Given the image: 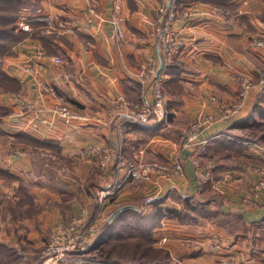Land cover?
Listing matches in <instances>:
<instances>
[{
	"label": "crops",
	"instance_id": "obj_1",
	"mask_svg": "<svg viewBox=\"0 0 264 264\" xmlns=\"http://www.w3.org/2000/svg\"><path fill=\"white\" fill-rule=\"evenodd\" d=\"M94 1L96 16L90 13L89 0H17L27 9L23 14L37 16L40 21L43 17L64 21L67 29L41 36L39 30L44 32L46 22L35 21L30 31L14 28L19 34L15 41L0 37V45L7 47L0 53V66L6 73L0 106L9 111L0 123V169L16 178L0 175V195L18 187L20 180L28 184L27 194L5 203L9 205L5 208L0 205V243L18 250L23 247L20 263L27 264L29 259L34 264L37 257L33 250L45 245L47 233L51 235L80 212L83 198L90 201L94 212L99 208L102 216L107 212L108 218L125 205L138 207L125 211L150 212L153 202L162 198L161 204L172 212L164 210L166 215L152 238L155 246L166 238L163 243L174 264H221L230 254H241L246 264H264V241L259 249L254 233L260 232L253 228L264 219V191L260 206L244 204L260 178L257 167L264 168V136L254 137V128L264 125V110L260 111L264 108V47L249 44L264 34V0ZM163 3L178 5L180 17L174 29L185 41L170 71L162 69L165 114L155 117L149 126L132 123L122 138L116 132L120 121L117 99L152 102L144 66L148 59H154L159 70L162 66L152 30ZM1 8L0 13L3 9L17 11L13 3ZM117 16L125 27L122 42L114 32ZM56 56L64 62H55L52 58ZM28 62L42 65L37 76L24 70ZM241 76L251 78L254 86L242 99L239 113L226 117L225 107L239 99ZM38 78L56 93L43 91ZM61 97L71 101L79 118L71 122L56 113ZM205 113L216 119L206 125L192 147H184L190 124ZM21 132L53 141L56 150L41 147L37 152H53L59 160L50 166L40 155L10 154L6 140L16 141L12 135ZM205 140L204 152L198 156L195 149ZM96 143L131 160L170 166L181 160L183 172L171 179L154 175L127 184L116 197L104 196L118 175L114 162L108 171L99 170V155L89 150ZM196 158L215 165L212 181L203 191L197 181ZM69 165L72 173L64 170L71 168ZM149 195L154 197L151 203L146 201ZM200 206L207 211L204 216L196 210ZM133 216L128 217L130 224L137 218ZM215 239L223 243L218 255L208 250Z\"/></svg>",
	"mask_w": 264,
	"mask_h": 264
},
{
	"label": "built area",
	"instance_id": "obj_2",
	"mask_svg": "<svg viewBox=\"0 0 264 264\" xmlns=\"http://www.w3.org/2000/svg\"><path fill=\"white\" fill-rule=\"evenodd\" d=\"M89 10L94 16L98 15V7L94 0H89ZM219 11L223 12L222 9ZM226 11H224V14ZM188 15V14H187ZM180 17V11L176 3H171L167 6V3L161 4L157 9L156 18L153 24L152 33L157 40L159 52H160V64L164 69V64L171 63L175 57H178L185 46L184 39L179 36L175 29V22ZM46 26L44 32L63 31L67 29V24L64 21H53L51 18L43 17ZM114 32L118 41L125 40V27L122 19L118 16L114 19ZM20 27L25 31L32 30L30 20L27 18L21 19ZM250 46L252 47H264V34L255 37L250 40ZM57 63L64 62L63 58L56 56L52 58ZM153 60V59H151ZM35 66L32 64L24 67L25 71L32 72L35 70ZM146 73H144L145 83H148L152 92V102H137L122 97L117 100L116 112L120 116V121L116 126V132L120 137L124 138L129 126L132 123L144 124L151 123L155 117H161L165 114L167 92L165 89L166 78L164 72L158 69L157 65L150 61L146 66ZM264 77V74H262ZM242 81V90L239 92L238 101L228 104L223 113L226 117H233L239 113L242 108V99L246 96L248 91L254 86L251 78L241 76L239 78ZM262 81V80H261ZM43 91L56 93L55 88L41 83ZM25 106H29L30 103L24 99ZM56 113L65 120L71 121L79 118L80 116L73 111L71 103L68 99L61 97L60 105L54 108ZM215 115L203 114L201 118L193 121L188 130L186 136L183 138L184 147H192L195 139L200 135L206 125L215 120ZM208 141H202L198 143L195 153L200 156L205 149ZM9 146H12L13 151L15 149V140L11 139ZM195 147V146H194ZM91 152H96L99 155V170L104 173L108 171L111 162H114L116 168V175L118 178L115 180L111 189L106 191L104 196L111 195L110 197H116L118 193L129 183H137L142 180L151 179L154 175H159L168 179L177 177L183 172V163L181 160L175 161L173 166L166 163H160L158 161L148 162L144 160H131L124 153H118L114 151L108 145L93 144L89 146ZM13 154H18L13 153ZM40 155L42 158L48 161V165L52 166V163L59 160L53 152L39 151L32 153ZM197 166V181L200 190H204L209 182L212 181L214 163L212 161L202 162L199 158L195 159ZM66 172L72 173L71 168H64ZM259 173V179L251 187V192L245 197L244 204L247 206H260L261 205V193L264 191V168L257 167ZM13 201V195L6 194L2 196V206L5 203ZM146 201L151 203L154 201L153 195L146 197ZM100 210V208H99ZM94 212L90 201L83 198L81 201V210L79 213L72 215L68 221L58 226L50 235L45 245L36 256L37 260L34 264H93L88 258L90 251L94 243L98 231L109 220L108 213L104 216L100 211ZM105 211V210H104ZM166 238H163L165 241ZM223 243L221 240H212L208 249L212 253L220 254L222 252ZM221 264H246L241 254H230L223 258ZM96 264V263H95Z\"/></svg>",
	"mask_w": 264,
	"mask_h": 264
},
{
	"label": "trees",
	"instance_id": "obj_3",
	"mask_svg": "<svg viewBox=\"0 0 264 264\" xmlns=\"http://www.w3.org/2000/svg\"><path fill=\"white\" fill-rule=\"evenodd\" d=\"M11 3L15 5L17 11L14 12L12 9L6 11V9H3L2 13H0V37H11L15 41L18 38L17 35L19 34L18 32L14 31V28L20 26V22L18 23V20L21 18L29 19L31 24H33L35 21H39L44 25L43 21L38 20L39 17L37 18V16L35 17L33 15L27 14L26 12L23 14L22 11L27 9H22V7H24L25 5H22V3H18L17 0H0V7L3 8L4 6H10ZM19 29L21 31H24L21 27ZM39 32L38 33L41 36L49 34L44 32L41 33L40 30ZM6 48L7 47H5V45H0V53H2ZM172 66L173 65L171 63L164 64V69L166 68L170 71ZM5 76L6 73L0 66V87L3 81L5 80ZM8 114L9 111L0 106V123L2 122L3 117ZM149 124L151 123H144L142 125L149 126ZM8 137L11 136L8 135ZM12 137H15L18 147L22 150H39V148L41 147L52 151L57 149L53 145V141H42L28 135L25 132L18 133L15 136L12 135ZM0 175H4L5 177L11 178L12 180L16 179L15 177L11 176L9 173L5 172L2 169H0ZM8 192L13 195V199L15 201L17 200L18 195L21 196V194L28 193V184L23 180H20L19 186L12 187ZM27 198H29V195ZM153 203L154 208L150 212H148L147 209L143 210L142 212L125 211L119 216H117L113 222L107 221L105 223V225L98 231L96 237L94 238V243L92 245V251L94 250L93 252H95L97 250L98 254L102 257V261L99 264H170L171 261L169 260L162 261L161 263L151 262L153 260V255L149 256L148 250H159V248H155L153 244H147L145 243V241L140 239L141 237L148 239V241H153L152 234L154 233L155 228L157 227L156 224L161 222L162 215L165 214V211L172 212V209L165 207L161 204L162 198L155 200ZM130 215H135L137 217V222L139 224L138 227L129 223L128 217H130ZM142 224L146 227L145 229L148 230L149 233L142 232L143 230H145L142 229ZM253 228L255 229V231L260 232L259 234L254 233V242L258 244L259 249H262L261 242L264 241V219L258 223L253 224ZM120 241H123V243H120L117 246L119 247V250H116V247H109L111 244ZM106 245L107 247H105ZM0 246L4 247L6 245L0 243ZM113 252H119L122 254V256L126 258H128L129 256L130 260H124L125 262H121L118 258H112V256H114ZM88 258L95 259V257H92V255ZM141 259L146 260V262L141 261Z\"/></svg>",
	"mask_w": 264,
	"mask_h": 264
},
{
	"label": "rangeland",
	"instance_id": "obj_4",
	"mask_svg": "<svg viewBox=\"0 0 264 264\" xmlns=\"http://www.w3.org/2000/svg\"><path fill=\"white\" fill-rule=\"evenodd\" d=\"M154 60V59H153ZM153 60H149L148 59V61H146V62H150V61H152L153 62ZM148 63L145 65V66H147L148 65ZM156 63V62H155ZM30 65V64H32L31 62H28V63H26L25 65H23V68L26 66V65ZM33 65V64H32ZM34 66V65H33ZM145 66H144V71H146V68H145ZM42 67V65L41 64H39V63H37V66H36V68H35V70L34 71H32V72H29V71H26L27 73H30V74H32V75H35V76H37V74H39V71H40V68ZM25 70V69H24ZM161 70H162V66H161ZM144 73H146V72H144ZM144 77V76H143ZM37 81H39V85L41 86V83H44L41 79H37ZM120 98H122V97H119L117 100H119ZM128 99H130V98H128ZM132 101H134L133 99H131ZM70 101V100H69ZM71 102V101H70ZM259 106H261V105H259ZM262 107V106H261ZM260 107V108H261ZM262 110H264V108H262V109H260V111H262ZM257 111L259 112L257 115L260 117V118H263L262 116L263 115H261L260 114V111L257 109ZM262 130V132L260 133V131L259 130ZM260 129H255L254 128V137H260L261 135H263L264 136V125H262L261 127H260ZM258 133V134H257ZM262 137V136H261ZM10 140L11 139H7L6 140V145H7V151L10 153V154H13V153H18V154H25V152H28L29 154H31L32 155V153H36L38 150H29V151H27V150H21L19 147H18V145H17V142L15 141V149H17V151H13L12 150V146H9V142H10ZM14 140V139H13ZM96 144H98V143H96ZM39 149H41V148H39ZM70 166V165H69ZM71 167V169L73 170V167L72 166H70ZM210 184V182L207 184V185H209ZM6 194H11V193H6ZM6 194H1L0 195V205H2V196H4V195H6ZM12 202H14V199H13V201H11V202H9V203H12ZM80 204H81V200H80ZM117 204V203H116ZM7 206H9V205H5L4 207H2V208H5V207H7ZM201 208H196V210H198V212L202 215V216H204V214L205 213H207V211L205 210V209H203V206H200ZM197 212V211H196ZM176 214V216H183V215H178L177 214V212L175 213ZM199 214V215H200ZM164 215H166V214H164ZM132 218H136V216L134 215ZM194 221V220H193ZM131 225H134V226H136V227H138L139 226V224H138V222H137V218L134 220V224H131ZM157 225V227L155 228V229H157L160 225H161V222H159V223H157L156 224ZM146 227L145 226H143V224H142V229H145ZM243 228H246V227H243ZM143 233H149L148 232V230H143L142 231ZM50 234V233H49ZM134 234H137V233H134ZM131 235H133V234H131ZM47 239H48V233H47ZM46 236L44 237L45 238V240H46ZM140 239L141 240H143V241H145V243H151V244H153V246L155 247V248H159V250H151V249H149L148 250V255L150 256V255H153V260L151 261V262H156V263H161L162 261H171L170 262V264H174V258H173V255L170 253V251H169V254H168V252H167V250H166V244H164L163 242V240H162V242H161V245L160 244H157V246H155V244H154V242L152 241H148V239H145V238H141L140 237ZM47 241V240H46ZM136 242V241H135ZM120 243H123V241H120V242H116V243H113V244H111L109 247H116V250H119V247H117ZM163 243V244H162ZM21 245H23V246H27L28 244H26V243H21ZM108 245V244H107ZM107 245L105 246V247H107ZM10 246V247H9ZM9 246H0V264H21L20 262H22L23 261V259H22V256H21V254H19V253H24V251H25V249L23 248V247H21V249H19L18 250V248H16V247H13V245H11V244H9ZM209 247V246H208ZM42 249V247L40 248V247H38V248H36V249H34L33 251H35V253H36V256L39 254V252H40V250ZM121 249V248H120ZM24 250V251H23ZM208 250H210V249H208ZM94 251V250H93ZM92 251V249H91V251H90V256L92 255V257H95V259H90L91 260V262H93V264H99L101 261H102V257L98 254V251L96 250L95 252H93ZM26 253V252H25ZM93 253V254H92ZM209 253H211V254H213V255H218V254H216V253H212V252H210L209 251ZM113 254H114V256H112V258H118V259H120V261L121 262H125L124 260H130V257L128 256V258H126V257H124V256H122V254L121 253H119V252H113ZM140 261V260H139ZM141 261H143V262H146V260H144V259H141ZM31 261L28 259V260H26V263H30ZM22 264H25V262L24 263H22ZM168 264V263H167Z\"/></svg>",
	"mask_w": 264,
	"mask_h": 264
},
{
	"label": "water",
	"instance_id": "obj_5",
	"mask_svg": "<svg viewBox=\"0 0 264 264\" xmlns=\"http://www.w3.org/2000/svg\"><path fill=\"white\" fill-rule=\"evenodd\" d=\"M138 209V207L136 206H131V205H125V206H122L120 208H118L116 211H114L110 217H109V221H113L117 216L118 214H120L121 212L125 211V210H128V209Z\"/></svg>",
	"mask_w": 264,
	"mask_h": 264
}]
</instances>
